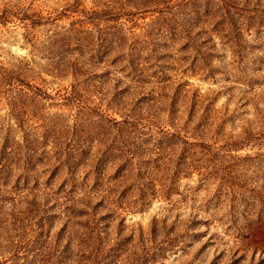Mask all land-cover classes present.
<instances>
[{
	"label": "rangeland",
	"instance_id": "1",
	"mask_svg": "<svg viewBox=\"0 0 264 264\" xmlns=\"http://www.w3.org/2000/svg\"><path fill=\"white\" fill-rule=\"evenodd\" d=\"M7 70L28 86L0 77V142L36 146L0 152L31 162L0 193L47 197L0 264H264V0H0Z\"/></svg>",
	"mask_w": 264,
	"mask_h": 264
},
{
	"label": "trees",
	"instance_id": "2",
	"mask_svg": "<svg viewBox=\"0 0 264 264\" xmlns=\"http://www.w3.org/2000/svg\"><path fill=\"white\" fill-rule=\"evenodd\" d=\"M221 9V7H220ZM230 8L227 6H224L221 9V12L219 11L218 17L215 19L211 18V29L212 30H218V32L220 33V36L225 38L226 41H229V45H233L236 44V30H234L233 27V22L230 19V15H229V10ZM185 29V28H184ZM194 36L190 37V41L193 43V47L195 48L196 51H198V42H195L197 40V38H193ZM209 39V36H207V38L205 40ZM198 46V47H197ZM204 53H201L199 56V58L201 60H203L204 58ZM194 63V62H193ZM199 67V66H198ZM131 72L132 75L134 77V80H139L142 77V73L143 70L141 67L136 68V67H131ZM161 73V72H159ZM163 75V74H161ZM0 77H3L4 82L2 84L7 85L8 88H12L13 92L18 94V96H21V94H23V89L21 86H28V83L24 82L21 78H19L18 74H16L15 71L13 70H7L3 76L0 75ZM163 77V76H161ZM10 109H11V114L13 115V117L17 120L18 125L21 126V118H17V114H16V110L15 107L12 106L10 104ZM171 138H176L178 139L180 142L182 143H186L188 146L195 144V143H191L190 141H186L185 139L181 138L179 136L178 133L176 132H169L168 134ZM11 137L8 136V133H6L5 135H3L1 137V142H0V152L3 154H7V150H6V146H13L12 149L9 148L10 153L13 154H21V147L25 148L27 146H36L35 144L32 145V142H30V140L26 139V136H22V141L17 143L15 141L10 140ZM200 146H213L210 144H200L198 143ZM241 145V144H238ZM231 146V144H230ZM186 148V147H185ZM28 149V148H27ZM187 151V150H186ZM185 151V152H186ZM29 157H27V159L25 158L24 163L21 164H17L16 165V169L11 170L10 168H7V165H4V163L0 164V185H5L6 181H7V177L10 176L14 177L12 178V181L16 182V184L19 185V180L22 179V183L24 184L26 181V178L28 177L29 174V167H31V162L29 161ZM174 168V167H173ZM35 182H37V180H35ZM70 187L69 190H73L75 183L71 180L70 182ZM141 185H145V186H149L147 183H143ZM14 188L15 184H14ZM49 189V187H48ZM142 186H137V190H141ZM171 190V187L167 184L166 188L163 190L165 195L169 194V191ZM1 191V188H0ZM52 191V190H51ZM30 197L26 198V194H21L16 196L15 199L13 200H19L25 203V205L20 209L18 208V201L14 202L12 201V199L9 196H5L4 194L0 193V225L3 226H8L11 225V227L9 228H13L14 226L22 223V221L25 219L26 216L30 215L31 211H35L38 212L40 210H43V203H41V200L45 199L47 197V193L46 191H40V192H36L34 190L29 191ZM9 199L10 202V207H9V211H5L4 209H2V204L3 202H5V200ZM143 199V198H142ZM257 214V217H259V213H255ZM260 226V225H259ZM8 230V229H7ZM7 241V240H6ZM261 259H264V256L261 257ZM18 261H15L14 264H22V263H17ZM45 264V263H43Z\"/></svg>",
	"mask_w": 264,
	"mask_h": 264
}]
</instances>
